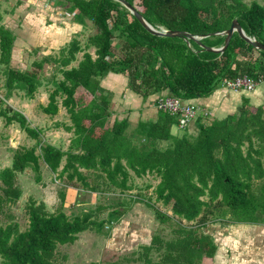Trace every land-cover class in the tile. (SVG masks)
Segmentation results:
<instances>
[{"label":"trees","instance_id":"obj_1","mask_svg":"<svg viewBox=\"0 0 264 264\" xmlns=\"http://www.w3.org/2000/svg\"><path fill=\"white\" fill-rule=\"evenodd\" d=\"M54 1L83 26L80 35L87 40L83 45L73 38L59 56L45 59L54 66L49 80L39 74L44 64L38 62L34 67L39 72L9 67L14 35L0 27L5 98L23 91L31 99L43 87L52 86L55 89L43 112L53 116L64 108L70 122L64 126L70 133L69 143L66 148L57 147L22 112L0 100V119L7 125L18 124L35 140L31 147L11 149V166L0 170V215L13 221L3 210L23 200L18 174H34L42 191L54 187L59 197L52 213L46 203L30 197L23 232L14 223L0 226V264H61L59 257L65 261L67 257L60 249L73 246L85 233L108 237L107 230L135 202L125 196L134 188V177L145 175L158 180L152 190L155 203L149 198L145 204L171 238L164 240L161 231L155 233L150 243L134 247L122 262L107 264H204L215 253L211 238L202 232L209 224L264 218L263 107L252 112L244 99L223 120L204 111L185 128L178 127V115L161 111L151 122H134L130 114L113 118L112 97L99 94L101 81L110 73L122 74L128 78L130 92L145 102L151 97L174 98L192 105L212 96L224 79L247 75L257 82L264 80V52L238 33L223 54L210 53L184 37L153 35L114 0ZM124 1L156 29L208 37L201 41L206 48L222 47L226 37L215 34L224 33L235 19L248 36L264 45V4L257 0L250 4L241 0ZM81 53V59L77 58ZM41 167H46L49 184L43 182ZM65 192L70 193V201L91 192L109 204L91 214L66 216Z\"/></svg>","mask_w":264,"mask_h":264},{"label":"rangeland","instance_id":"obj_2","mask_svg":"<svg viewBox=\"0 0 264 264\" xmlns=\"http://www.w3.org/2000/svg\"><path fill=\"white\" fill-rule=\"evenodd\" d=\"M1 1H7V8L9 13L6 21H3V24L12 29L11 31H14V33H16L18 36H20V32L25 29L28 33L34 34L35 32H37V30L34 29L43 28L33 25L34 21H31L30 25L27 24V20L31 15L35 17L37 15H40L45 18H50L60 28L62 25L64 27L65 25L70 23L69 20H72L73 18L71 14H69L70 17L64 15L65 12L60 10L61 7L57 6L56 2L53 0ZM241 1L243 3L250 4L254 0ZM257 1L264 4V0ZM31 20H33V18ZM7 22H9L10 25H7ZM69 28L71 29V31L67 34L71 37L72 34L77 33V35H75V38L79 39L84 45L87 39L84 36L80 35L84 31L83 26L81 27L80 24L77 25L75 23V25L70 24ZM90 31L91 30H89V32ZM86 34L88 35L89 33ZM66 41L67 40L65 36L61 33L60 43L62 44ZM21 49L22 48H19V46L16 45V47L14 48V54H12L14 56H12V59H9V67H11L10 63L13 62L17 64L18 67L23 68L24 70L25 64L30 65V63L34 59H36L35 55L27 56L25 54V51ZM89 51L91 52V50ZM254 57H258V54L254 53ZM49 65L46 66V69L44 71L42 70L46 75H49L52 72L51 66ZM72 65L76 64L74 63ZM30 71L38 70H36L35 67L32 66ZM52 74H50L48 77L51 78ZM2 80H4V74L2 70H0V100L4 102V106L12 107V109L20 111L24 115H26L32 127H37L38 129L43 130V136L48 143L57 147L66 148V145L69 143L70 133L64 130V126L70 125V122L65 109L62 108L56 115L50 116L45 114L42 108L49 103L50 91H53L55 88L50 86L48 89L49 92H45V88L40 89L34 94L31 99L26 97L23 91L15 92V95L13 97L5 98V90L1 88ZM119 82H121V79L115 82V86L113 87L114 89L117 84H119ZM122 84H126L125 80H122ZM113 85L114 84H112V86ZM256 91H264V80H262L261 84L257 86ZM229 105L234 107V103L232 101H230ZM259 105L264 109V103ZM259 105L249 104L248 109L253 112L257 107H259ZM133 113H130L131 119L134 122H137L139 118L136 115L134 116ZM210 113L213 115L212 111H210ZM111 120L113 121V119ZM173 130L174 132L178 131V129L176 128H173ZM33 145H35V140L31 139L29 134L21 129L18 124L7 125L5 120L0 119V170L7 166H11L14 156L13 152L10 151L11 149H17L23 146L31 147ZM45 169L46 167H41L39 173L43 176V182L49 184V176L47 175ZM33 175L34 174H31L29 172H27L26 174H18L17 185L19 189L24 193V199L17 202L15 205L10 204L13 207H6L5 210H3L5 211L6 215L13 216V221H10L8 217H3L0 215V226H6L10 223H14L19 227L20 231H25L28 226L26 206L28 202L27 200L30 197H32L35 201L46 203L48 212L52 213L55 211L57 204L59 203V197L56 194L54 187H49V190L46 189L42 191L39 188L40 185L36 184ZM133 181L135 184L133 190L131 192H127L125 196L126 199H128L127 196L134 198L135 202H132V208L127 212V215L121 221H119V223L109 228L110 230H107L109 232V236L105 237L104 235H98L94 232L85 233L73 246L60 249L61 255H65L67 257L66 261L62 260V257H59L61 264H91L92 262L107 264L113 261L122 262L123 258L127 257V255H129V252H131L134 247L138 246V242L142 244L150 243L151 237L155 233L160 234L161 231V235H163L164 240H169L171 238V235H169L167 229L163 231V229H165V225H160L157 222L152 209L147 207L145 204V202L147 201L150 202V199L151 203H155L154 196L152 195V190L158 180L152 175H145L143 177H134ZM147 185H149L148 188ZM108 202L109 200L104 198H97L96 195L92 194L91 192H87L82 196L75 195L72 201H70V196L67 192H65L63 212L66 216H81L87 213L91 214L96 210L98 206H106L109 204ZM155 206L161 208L160 204L158 203L155 204ZM106 215L107 212L103 214L102 218H105ZM218 222L220 221L218 220ZM209 225L207 228L210 227ZM135 249L138 250L139 248ZM123 264L126 263L123 262ZM128 264L143 263L136 262Z\"/></svg>","mask_w":264,"mask_h":264},{"label":"crops","instance_id":"obj_3","mask_svg":"<svg viewBox=\"0 0 264 264\" xmlns=\"http://www.w3.org/2000/svg\"><path fill=\"white\" fill-rule=\"evenodd\" d=\"M7 6V1L0 0V14L2 17L0 27L5 26L3 21H6L9 15ZM64 15L70 17L68 13H65ZM32 18L33 20H31ZM31 21H34L33 25L43 28L34 29L37 30L34 34L28 33L26 29L22 30L20 32V36L14 33V31H11L14 35V41L10 58L12 59V56H14L12 55L14 54V48L18 45L19 48H22L21 50L25 51L27 56L35 55L36 59H34L30 65H24L27 70H23V68L18 67L17 64L13 62H11L10 65L11 68L15 70L29 71L31 67L34 66V63L38 62L44 64V71L46 66L50 64L46 63L50 61H46L45 59L59 56V51L68 46L71 40L76 37L75 35H77V33L72 34L71 37L67 34L71 31L69 25H75V23L72 19L69 20L70 23L64 27L62 25L60 28L50 18H45L40 15H37L36 17L33 15L29 16L27 24L30 25ZM7 25H10L9 22H7ZM61 33L67 40L62 44L60 43ZM91 54H93L92 51ZM81 57L82 53L77 55V58L81 59ZM49 66H51V70L53 72V64L51 63ZM43 71L42 73L40 72V75L45 77L46 80H49L50 77L48 76L52 74V72L49 75H46ZM120 79L121 82H119L114 89L113 87L115 86V82ZM122 80H125V85L122 84ZM112 84L114 85L112 86ZM258 85L259 84H257V86ZM257 86L250 91H233L232 89L221 85V87L216 90L212 96L193 101L192 103L190 102V104L198 109V116H200L204 111H208L210 116L214 115L217 119L223 120L227 116L234 114L244 99H247L248 103L253 105L264 103V91H256ZM43 88H45V92H49V87ZM101 88L102 91H100V94L112 97L113 111L116 114L113 118H124L134 112L133 115H136L139 118L137 122H151L156 119L159 111L156 108L157 102L159 100L166 99L161 98L156 100L158 97H151L145 102L142 98L130 92L128 89L127 78L122 74H108L102 80ZM14 93L15 92H13L11 97L15 95ZM230 101L234 103V107L229 105ZM210 111H212L213 115ZM193 126L194 125H191L190 128ZM68 195L70 196V193ZM72 199L73 197H71V201ZM219 221L220 222L216 221L211 223L212 225H209V228H207V226L202 231L203 234L211 238V242L215 247L214 255L207 260L204 259V264H264V218L259 219L258 221L250 222H232L227 219ZM139 244L142 243L138 242L137 245Z\"/></svg>","mask_w":264,"mask_h":264},{"label":"water","instance_id":"obj_4","mask_svg":"<svg viewBox=\"0 0 264 264\" xmlns=\"http://www.w3.org/2000/svg\"><path fill=\"white\" fill-rule=\"evenodd\" d=\"M118 3H120L126 10H128V12L133 15L137 21L139 23L142 24V26L148 30L151 34L156 35V36H160V37H184L187 41H194L197 44H199L204 50L208 51V52H215V53H219V54H223L229 47L231 39L234 35V33H238L239 36L246 41L249 45H251L255 50H262L264 51V45L261 44L260 42L256 41L254 38H251L250 36H248L245 31L243 30V28L241 27V25L238 23L237 20H234L231 27L226 30L224 33L221 34H215V36H225V44L220 47V48H206L205 46L201 45V41L204 39H207L208 37H202V38H197V37H193L187 33H180V32H175V31H166V30H160V29H156L154 28L150 23H148L146 21V19H144L133 7H131L126 1L124 0H114Z\"/></svg>","mask_w":264,"mask_h":264},{"label":"built area","instance_id":"obj_5","mask_svg":"<svg viewBox=\"0 0 264 264\" xmlns=\"http://www.w3.org/2000/svg\"><path fill=\"white\" fill-rule=\"evenodd\" d=\"M228 88L233 91L240 89L252 90L255 86L254 81L247 77H237L233 81H226ZM157 109L162 112H166L169 115H178L179 126L186 127L192 120L196 118L197 109L195 106L186 105L182 101L177 99H162L157 102Z\"/></svg>","mask_w":264,"mask_h":264},{"label":"bare ground","instance_id":"obj_6","mask_svg":"<svg viewBox=\"0 0 264 264\" xmlns=\"http://www.w3.org/2000/svg\"><path fill=\"white\" fill-rule=\"evenodd\" d=\"M244 76L247 77V78H249V79H252V78H250V77H248V76H246V75H242V76H238V77H244ZM235 79H237V77H236ZM235 79H234V80H235ZM252 80H253V79H252ZM226 81H233V80H231V79H224V81L222 82V86L228 88L227 85H226ZM253 81H254V84H255L254 88L257 86V84H260V82H257V81H255V80H253ZM254 88H253V89H254ZM229 89H230V88H229ZM253 89H252V90H253ZM240 90H246V89H240ZM238 91H239V90H238ZM246 91H248V90H246ZM249 91H250V90H249ZM166 99H168V98H166ZM172 99H174V98H172ZM177 100H178V99H177ZM180 101H182V100H180ZM182 102H183L184 104H186L184 101H182ZM186 105H188V104H186ZM156 106H157V104H156ZM156 108H157V107H156ZM196 109H197V108H196ZM165 113H166V112H165ZM197 115H198V109H197ZM197 115H196V117H197ZM178 119H179V117H178ZM195 119H196V118H195ZM195 119H194V120H195ZM194 120H192V121H194ZM192 121H191V122H192ZM191 122H190V123H191ZM190 123H189V124H190ZM189 124H188V125H189ZM178 127H180V126H179V122H178ZM180 128H183V127H180ZM184 128H185V127H184Z\"/></svg>","mask_w":264,"mask_h":264}]
</instances>
